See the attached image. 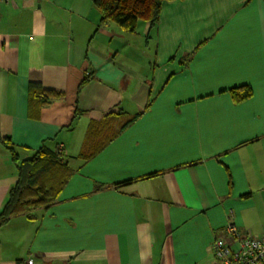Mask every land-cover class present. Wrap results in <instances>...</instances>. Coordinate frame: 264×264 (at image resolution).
Instances as JSON below:
<instances>
[{
  "label": "crops",
  "instance_id": "obj_1",
  "mask_svg": "<svg viewBox=\"0 0 264 264\" xmlns=\"http://www.w3.org/2000/svg\"><path fill=\"white\" fill-rule=\"evenodd\" d=\"M129 35L90 0L0 6V215L3 141L17 163L61 145L70 174L0 226V264H215L229 214L264 234V0L165 2L143 47Z\"/></svg>",
  "mask_w": 264,
  "mask_h": 264
},
{
  "label": "trees",
  "instance_id": "obj_2",
  "mask_svg": "<svg viewBox=\"0 0 264 264\" xmlns=\"http://www.w3.org/2000/svg\"><path fill=\"white\" fill-rule=\"evenodd\" d=\"M99 15L101 25L114 24L123 33L135 35L139 23H144L148 31L156 28L162 6L165 2L180 0H90ZM55 93H38L33 98L41 106L49 104L51 98L58 97ZM233 102L240 103L251 96L248 87H240L230 91ZM139 115L129 119L124 126L127 127ZM10 153L18 174V181L9 193V198L0 215V226L11 217L26 214L34 208L45 207L56 201L58 194L69 177L65 167V157L56 152L39 151L34 157L17 163L14 149L9 141L2 142ZM154 176L149 175L146 178Z\"/></svg>",
  "mask_w": 264,
  "mask_h": 264
},
{
  "label": "built area",
  "instance_id": "obj_3",
  "mask_svg": "<svg viewBox=\"0 0 264 264\" xmlns=\"http://www.w3.org/2000/svg\"><path fill=\"white\" fill-rule=\"evenodd\" d=\"M10 0H0V6ZM58 156L62 154V146L56 149ZM226 226V237L217 239L211 246L215 264H264V234L258 237L244 236L230 221ZM24 264H33L27 260Z\"/></svg>",
  "mask_w": 264,
  "mask_h": 264
},
{
  "label": "rangeland",
  "instance_id": "obj_4",
  "mask_svg": "<svg viewBox=\"0 0 264 264\" xmlns=\"http://www.w3.org/2000/svg\"><path fill=\"white\" fill-rule=\"evenodd\" d=\"M111 25L115 26L114 24H111ZM147 29L148 28H147L146 24L139 23L138 26H137V29H136V32L138 33V36L129 35L127 37H129L130 40H134L135 43L138 46H142L143 47L144 41H146L145 33H146ZM153 38H154L153 35H151L149 40H148L149 48L148 47L146 48L149 51L151 50L150 54H152L155 51V42H154ZM143 51H144V49H143Z\"/></svg>",
  "mask_w": 264,
  "mask_h": 264
}]
</instances>
